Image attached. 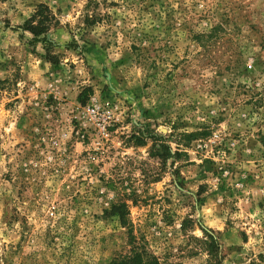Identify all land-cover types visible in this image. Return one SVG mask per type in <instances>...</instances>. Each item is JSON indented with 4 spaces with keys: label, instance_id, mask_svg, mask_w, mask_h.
<instances>
[{
    "label": "rangeland",
    "instance_id": "1",
    "mask_svg": "<svg viewBox=\"0 0 264 264\" xmlns=\"http://www.w3.org/2000/svg\"><path fill=\"white\" fill-rule=\"evenodd\" d=\"M136 252L264 264V0H0V264Z\"/></svg>",
    "mask_w": 264,
    "mask_h": 264
},
{
    "label": "trees",
    "instance_id": "2",
    "mask_svg": "<svg viewBox=\"0 0 264 264\" xmlns=\"http://www.w3.org/2000/svg\"><path fill=\"white\" fill-rule=\"evenodd\" d=\"M43 11L47 12V13L49 12V10L46 7H39V10H37L35 15L33 16V20L35 18L42 17L41 14ZM29 23H33V21L32 20L30 22L27 21L25 23V26H27ZM41 24H42V22H41ZM38 25H40V22H38ZM29 31L33 34L34 37H37L41 32V31H36V28H34V27L29 28ZM183 225H185V224L183 223L182 226ZM203 244H204V246L207 247V252H209L208 253L209 255L212 254L214 256L216 254L217 242L212 236H207V241H204ZM134 256H135L134 258H140L142 264H160V263H158V261L154 257L150 256L146 252H136L134 254Z\"/></svg>",
    "mask_w": 264,
    "mask_h": 264
}]
</instances>
